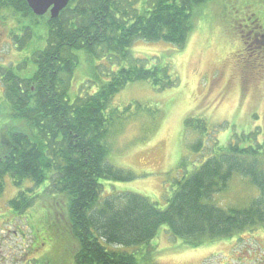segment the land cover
<instances>
[{
    "label": "trees",
    "instance_id": "1",
    "mask_svg": "<svg viewBox=\"0 0 264 264\" xmlns=\"http://www.w3.org/2000/svg\"><path fill=\"white\" fill-rule=\"evenodd\" d=\"M210 1L69 0L51 18L35 15L26 0H0V35L15 53L14 60L0 63V195L7 177L21 189L7 203L17 216L48 182L43 192L59 195L66 234L75 244L74 264H146L129 248L149 244L161 226L191 248L264 228V126L234 133L193 169L182 158L164 208L136 192L106 195L101 182L134 178L109 162L110 130L129 110L111 107L115 94L132 82L163 90L179 81L171 66L149 67L129 47L140 39L183 48L194 15ZM255 19L245 27L256 26ZM106 57L114 70L104 68L103 79L97 62ZM81 61L91 68V79L79 84L84 92L70 96ZM184 127L211 133L205 121L194 123L191 116ZM203 145L199 140L194 151ZM235 174L258 194L245 207L222 208L212 198Z\"/></svg>",
    "mask_w": 264,
    "mask_h": 264
},
{
    "label": "rangeland",
    "instance_id": "2",
    "mask_svg": "<svg viewBox=\"0 0 264 264\" xmlns=\"http://www.w3.org/2000/svg\"><path fill=\"white\" fill-rule=\"evenodd\" d=\"M253 17L256 25L264 28V2L211 0L208 9L200 8L194 15L183 48L164 41L136 39L132 43L129 51L133 57L146 60L149 67L159 63L171 66L179 81L163 90L145 81L132 82L113 97L111 107L129 110L110 130L109 162L130 170L134 178L101 181L104 194L136 192L164 208L175 176L182 172V158L187 160L186 169H193L210 155L212 147L226 144L234 133L264 126V61L262 65L253 63L257 61L244 47L253 26L246 28L245 24ZM10 42L0 35V63L15 59ZM111 60L106 57L97 62L103 66L97 70L103 79L104 68L114 70ZM75 72L70 96L77 94L79 84L92 74L83 61ZM188 116L194 123L205 121L210 135L184 127ZM199 140L204 145L196 153L194 146ZM30 186L27 182L23 185ZM47 186L45 182L36 188L39 194L34 204L15 216L7 203L21 189L5 178L0 195V264H74L70 256L75 244L66 234L69 226L59 211V195L47 189L43 192ZM257 191L235 174L212 200L222 208L245 207ZM41 216L44 219L35 222ZM129 249L146 264H264V228L191 248L161 226L149 244Z\"/></svg>",
    "mask_w": 264,
    "mask_h": 264
},
{
    "label": "flooded vegetation",
    "instance_id": "3",
    "mask_svg": "<svg viewBox=\"0 0 264 264\" xmlns=\"http://www.w3.org/2000/svg\"><path fill=\"white\" fill-rule=\"evenodd\" d=\"M246 36L244 47L247 54L264 59V28L260 25L249 28Z\"/></svg>",
    "mask_w": 264,
    "mask_h": 264
},
{
    "label": "water",
    "instance_id": "4",
    "mask_svg": "<svg viewBox=\"0 0 264 264\" xmlns=\"http://www.w3.org/2000/svg\"><path fill=\"white\" fill-rule=\"evenodd\" d=\"M69 0H26L28 7L37 15H43L47 11L51 18L58 16L59 12L67 5Z\"/></svg>",
    "mask_w": 264,
    "mask_h": 264
}]
</instances>
